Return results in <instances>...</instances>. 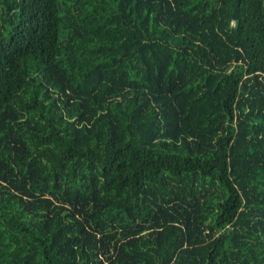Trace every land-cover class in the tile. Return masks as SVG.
Segmentation results:
<instances>
[{"label":"trees","instance_id":"trees-1","mask_svg":"<svg viewBox=\"0 0 264 264\" xmlns=\"http://www.w3.org/2000/svg\"><path fill=\"white\" fill-rule=\"evenodd\" d=\"M0 264H264V0H0Z\"/></svg>","mask_w":264,"mask_h":264}]
</instances>
